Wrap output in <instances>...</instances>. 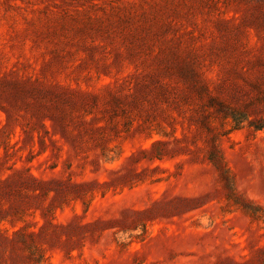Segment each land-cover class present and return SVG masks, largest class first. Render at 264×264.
Here are the masks:
<instances>
[{
  "label": "rangeland",
  "instance_id": "1",
  "mask_svg": "<svg viewBox=\"0 0 264 264\" xmlns=\"http://www.w3.org/2000/svg\"><path fill=\"white\" fill-rule=\"evenodd\" d=\"M0 264H264V0H0Z\"/></svg>",
  "mask_w": 264,
  "mask_h": 264
},
{
  "label": "trees",
  "instance_id": "2",
  "mask_svg": "<svg viewBox=\"0 0 264 264\" xmlns=\"http://www.w3.org/2000/svg\"><path fill=\"white\" fill-rule=\"evenodd\" d=\"M233 116V115H232ZM238 127V125H236Z\"/></svg>",
  "mask_w": 264,
  "mask_h": 264
}]
</instances>
